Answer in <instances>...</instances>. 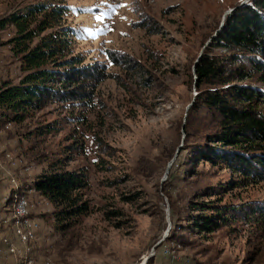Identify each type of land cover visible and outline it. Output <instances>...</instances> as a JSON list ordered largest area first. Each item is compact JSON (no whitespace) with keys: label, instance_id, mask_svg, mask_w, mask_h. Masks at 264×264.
I'll list each match as a JSON object with an SVG mask.
<instances>
[{"label":"rangeland","instance_id":"1","mask_svg":"<svg viewBox=\"0 0 264 264\" xmlns=\"http://www.w3.org/2000/svg\"><path fill=\"white\" fill-rule=\"evenodd\" d=\"M249 1L0 0V88L26 74L9 41L17 28L2 22L39 3L62 9L53 20L51 9L34 15V28L42 20L54 24L31 48L68 31L55 58L80 57L101 72L87 79L85 97L52 96L29 108L23 121L9 123L0 111V199L12 192L13 176L33 189L29 199L40 228L24 247H33L37 264H264V213L258 210L264 180L195 155L219 127L213 111L202 103L195 108V63L208 48L226 52L211 44L225 13ZM116 4L124 6L113 12ZM101 13L107 15L96 20ZM85 27L105 31L88 35ZM54 64L46 66L66 69ZM245 81L264 91V80ZM55 168L82 172L88 184L82 191L88 211L64 232L57 230L55 206L33 186ZM212 199L236 210L224 211L227 222L217 228L202 227L197 216L209 211L198 206ZM7 234L15 238L12 229ZM3 258L0 264L16 263L13 255Z\"/></svg>","mask_w":264,"mask_h":264},{"label":"trees","instance_id":"2","mask_svg":"<svg viewBox=\"0 0 264 264\" xmlns=\"http://www.w3.org/2000/svg\"><path fill=\"white\" fill-rule=\"evenodd\" d=\"M233 8L226 15L222 31L211 44L226 52L215 53L208 48L194 68L195 84L199 90L195 108L202 103L219 119L218 129L207 133L205 147L197 150L195 155L196 159L227 163L236 171L263 181L264 91L255 81L245 80H264V61L259 56L264 55V0H250ZM46 9H51L48 15L53 20L55 15L61 14L62 7L51 8L46 3H39L28 7L25 12L10 15L2 22H9L17 28V36L9 41L16 43L13 49L22 54V69L26 71L19 84L7 82L0 88V111L9 123L23 121L29 108L39 107L43 100L52 96L65 100L85 97L88 95L85 89L87 79H96L101 74L96 66L83 64L80 57L65 59L62 63L55 58L63 50L62 43L67 40L68 31L43 37L40 44L31 48L29 43L40 35V31L54 24L53 21L47 24L42 20L39 27L32 26L34 15ZM229 60L236 64L228 66ZM50 62L64 65L66 69L47 67ZM59 82L57 87L55 84ZM33 186L55 206V222L59 231L72 228L75 219L88 211V204L82 199V191L88 186L82 172L55 168L39 176ZM1 199L0 231L4 230V233L0 237V257L3 258L7 256V244L3 238L11 230L8 219L13 198L10 193ZM216 201L212 199L198 206L209 211L197 216L200 226L217 228L227 222L228 215L224 217V211L236 210L235 206L225 207ZM258 210L264 213V207Z\"/></svg>","mask_w":264,"mask_h":264},{"label":"built area","instance_id":"3","mask_svg":"<svg viewBox=\"0 0 264 264\" xmlns=\"http://www.w3.org/2000/svg\"><path fill=\"white\" fill-rule=\"evenodd\" d=\"M19 163H22V160H19ZM11 182L13 199L8 223H10L15 238L10 234H5L3 241L7 244L6 255H13L16 259L15 264H37V261L29 254L33 247H24V245L36 241L40 228L39 223L32 215V204L29 199V193L33 189L25 190L14 176ZM18 243L23 244V247L18 245Z\"/></svg>","mask_w":264,"mask_h":264},{"label":"snow or ice","instance_id":"4","mask_svg":"<svg viewBox=\"0 0 264 264\" xmlns=\"http://www.w3.org/2000/svg\"><path fill=\"white\" fill-rule=\"evenodd\" d=\"M107 2H108V0H101V3H102V4H103V3H107ZM123 6H124V5H122V4H116L115 6H111V5H110V7H112V11H113V12L116 10V8H118V7H123ZM105 15H107V13H101L100 15L96 16L95 19H96V20H103V18H104ZM106 27H107V26H105V28H106ZM105 28L96 29L95 32H94V30H93L92 28L85 27V28H84V31H85L88 35H94V34H96V33H100V32L105 31ZM106 55H107V54H106Z\"/></svg>","mask_w":264,"mask_h":264},{"label":"water","instance_id":"5","mask_svg":"<svg viewBox=\"0 0 264 264\" xmlns=\"http://www.w3.org/2000/svg\"><path fill=\"white\" fill-rule=\"evenodd\" d=\"M234 9H235V8H232L231 10L227 11L225 14H228L229 12H232ZM224 20H225V19H224ZM224 20H223V23H224ZM212 40H213V39H212ZM209 42H210V41H209ZM207 45H209V43H207V44L205 45V47H206ZM202 53H203V51H202ZM201 57H202V55L200 56V58H201ZM200 58L196 61L194 68L196 67V65H197V63L199 62ZM170 167H171V165L169 166L168 169H170Z\"/></svg>","mask_w":264,"mask_h":264},{"label":"crops","instance_id":"6","mask_svg":"<svg viewBox=\"0 0 264 264\" xmlns=\"http://www.w3.org/2000/svg\"><path fill=\"white\" fill-rule=\"evenodd\" d=\"M1 258V257H0Z\"/></svg>","mask_w":264,"mask_h":264}]
</instances>
